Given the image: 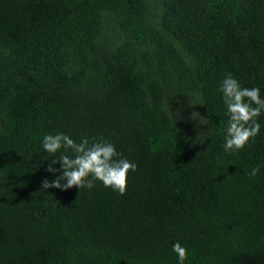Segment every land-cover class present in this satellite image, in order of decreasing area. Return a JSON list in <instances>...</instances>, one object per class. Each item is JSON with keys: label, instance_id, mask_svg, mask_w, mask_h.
Listing matches in <instances>:
<instances>
[{"label": "trees", "instance_id": "16d2710c", "mask_svg": "<svg viewBox=\"0 0 264 264\" xmlns=\"http://www.w3.org/2000/svg\"><path fill=\"white\" fill-rule=\"evenodd\" d=\"M228 73L264 99V0H0V264H264V113L224 150ZM57 133L113 143L126 192L42 189Z\"/></svg>", "mask_w": 264, "mask_h": 264}, {"label": "clouds", "instance_id": "9594fccd", "mask_svg": "<svg viewBox=\"0 0 264 264\" xmlns=\"http://www.w3.org/2000/svg\"><path fill=\"white\" fill-rule=\"evenodd\" d=\"M220 91L228 116L223 147L226 152L231 153L242 150L259 135L261 125L258 118L264 113V99L260 96V88L242 87L231 73L221 81ZM193 119H199L201 124H207L208 121L199 113H193ZM42 146L50 155H55L63 149L58 159H51L47 169L51 173H56L59 169L53 165L60 163L62 174L53 181L45 179L42 182V189L68 190L72 187L91 189L99 180L105 187L124 194L128 174L138 168L136 163L121 157L115 145L103 136L92 140L83 137L77 143L64 133L48 134L43 137ZM69 150L73 155L66 154ZM259 171L260 166H257L246 175L252 178L258 175ZM173 251L178 256L179 264H184L188 250L177 242L173 245Z\"/></svg>", "mask_w": 264, "mask_h": 264}]
</instances>
